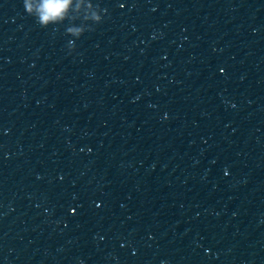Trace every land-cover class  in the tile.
I'll return each instance as SVG.
<instances>
[{
	"label": "water",
	"instance_id": "95a60500",
	"mask_svg": "<svg viewBox=\"0 0 264 264\" xmlns=\"http://www.w3.org/2000/svg\"><path fill=\"white\" fill-rule=\"evenodd\" d=\"M0 0V264H264V0Z\"/></svg>",
	"mask_w": 264,
	"mask_h": 264
},
{
	"label": "clouds",
	"instance_id": "9594fccd",
	"mask_svg": "<svg viewBox=\"0 0 264 264\" xmlns=\"http://www.w3.org/2000/svg\"><path fill=\"white\" fill-rule=\"evenodd\" d=\"M69 0H42V5L38 9L40 23L47 24L49 21L62 17L68 6ZM24 10L26 13H31L30 5L24 0Z\"/></svg>",
	"mask_w": 264,
	"mask_h": 264
}]
</instances>
